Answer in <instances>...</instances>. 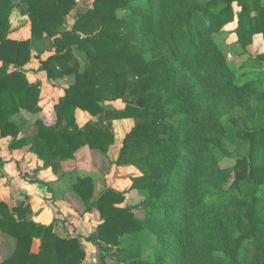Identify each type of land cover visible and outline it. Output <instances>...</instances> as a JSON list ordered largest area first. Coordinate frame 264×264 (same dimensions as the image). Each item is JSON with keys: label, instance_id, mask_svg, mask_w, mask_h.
Returning a JSON list of instances; mask_svg holds the SVG:
<instances>
[{"label": "trees", "instance_id": "trees-1", "mask_svg": "<svg viewBox=\"0 0 264 264\" xmlns=\"http://www.w3.org/2000/svg\"><path fill=\"white\" fill-rule=\"evenodd\" d=\"M76 5L0 0V136L10 135L11 147L30 145L56 170L83 146L106 152L112 121L132 117L116 162L137 168L130 189L141 195L143 214L120 205L124 195L114 189L94 196L90 174L73 184L85 211L100 215L99 263L112 255L117 264H264V76L239 80L214 39L234 19L244 50L254 35L264 38V0H93L62 30ZM15 7L29 17V39L8 37ZM34 42L53 52L40 60L47 78L72 81L54 106L56 122L38 118L35 132L19 137L10 115L36 111L39 98L22 71ZM263 64L264 51L241 68ZM117 99L123 109L105 103ZM78 108L93 117L81 126ZM22 211L14 216L0 202V229L17 239L0 264L82 262L77 237L61 238L53 223L36 224Z\"/></svg>", "mask_w": 264, "mask_h": 264}, {"label": "crops", "instance_id": "crops-1", "mask_svg": "<svg viewBox=\"0 0 264 264\" xmlns=\"http://www.w3.org/2000/svg\"><path fill=\"white\" fill-rule=\"evenodd\" d=\"M9 23V38L26 40L31 37L29 17L22 14L18 7L12 10ZM257 35L262 36V34H256L254 37ZM31 45L30 58L24 64L22 71L29 83L37 85L39 98L36 111L22 108L10 115V120L20 127L19 137L33 134L36 129L35 120L38 118L46 125L56 122L54 106L59 97L64 94L65 87L72 81V78L68 76L49 80L46 72L40 70L39 66L40 60H45L53 52L49 48H45L42 42H34ZM263 51L264 49L261 52ZM14 69L12 64L9 65L8 71ZM116 102H122V100H111L105 103L117 109L124 108L125 103L122 107L117 106ZM81 112L87 115L83 123L93 118L87 111L78 108L75 111L76 122ZM11 139L10 135L0 136V202L5 203L14 216L23 208L24 216L30 221L39 225L53 223L54 233L61 238L77 237L80 243L86 246L93 243L95 249L85 246V257L80 264H95V257L101 256L94 243L97 239L96 228L84 222V219L92 212H85L83 215L85 218L78 216L73 210L76 206L71 205L70 202L74 200L73 195L67 192L68 189L64 188L60 179L61 170H53L52 166L44 165L43 160L30 150L28 144L11 147ZM83 150L93 151L96 149L83 146L77 150V153L80 154ZM96 151L101 153L99 150ZM76 156L79 157V155ZM36 179L41 182H36ZM62 190H65L66 193L62 194ZM79 206L77 205V208ZM89 237L93 240H90ZM16 245V237L0 229V262L12 255ZM38 246L39 239L35 237L31 243V252L37 253Z\"/></svg>", "mask_w": 264, "mask_h": 264}, {"label": "rangeland", "instance_id": "rangeland-1", "mask_svg": "<svg viewBox=\"0 0 264 264\" xmlns=\"http://www.w3.org/2000/svg\"><path fill=\"white\" fill-rule=\"evenodd\" d=\"M92 2L93 0H76L77 5L69 13L65 21V25L61 27V29L65 30L71 28L74 19L86 9L90 8L92 6ZM234 11L235 15L239 11V7H237L236 4L234 5ZM125 13L126 11L118 10L116 15L121 17ZM236 25L237 22L236 19H234V21L225 24L221 30L214 33L216 43L227 55L229 67L236 71L239 80L248 78L249 75L252 77L256 73L264 76V64L261 69L247 66L241 68V65L249 58L250 55L256 56L264 49L263 36H255L252 44L244 50L241 48L235 33ZM247 65L250 66L252 64L248 61ZM116 103L117 106H124V101ZM86 117L87 115L82 112L80 113V116L77 117V122L80 126L84 124L83 122L86 120ZM112 122L115 142L110 145L106 152L100 153L96 150H83L79 154L76 151L72 158L61 161L56 168V170H61L60 179L64 184V188H67V192H70L73 195L74 200L70 201L71 205L76 206H73V210L76 211L78 216L83 218H85V216H83L84 213L88 211H85V205L79 196L74 192L73 184L76 182L78 176H85L89 174L93 178L94 182V196H97L100 191L107 188L114 189L124 195L125 200L120 205H132V207L133 205H136L135 208H133L134 213L138 215L143 214V210L139 206L142 201L141 195L137 190L130 189L131 177L139 174L137 168L130 163L119 164L116 162L122 147V140L125 133L134 124V119L132 117H126L123 119L118 118L114 119ZM76 155H79V157ZM222 163L230 164L228 161H223ZM63 193H66L65 190H62V194ZM77 205L80 206L77 208ZM90 211L92 213L84 219V222L96 228L100 221L99 212L97 209H92ZM124 241L127 242L128 240ZM82 246L85 248L86 245L83 244ZM94 246L95 245L93 243H90L86 247L95 249L96 247ZM144 254H148V251ZM95 258V264H100V256L97 255ZM104 261L105 264H117L116 259L112 255H106Z\"/></svg>", "mask_w": 264, "mask_h": 264}]
</instances>
